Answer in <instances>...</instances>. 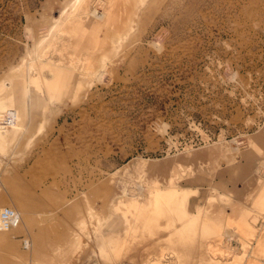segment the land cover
I'll use <instances>...</instances> for the list:
<instances>
[{
	"label": "rangeland",
	"instance_id": "rangeland-1",
	"mask_svg": "<svg viewBox=\"0 0 264 264\" xmlns=\"http://www.w3.org/2000/svg\"><path fill=\"white\" fill-rule=\"evenodd\" d=\"M0 128V264H264V0H0Z\"/></svg>",
	"mask_w": 264,
	"mask_h": 264
},
{
	"label": "crops",
	"instance_id": "crops-1",
	"mask_svg": "<svg viewBox=\"0 0 264 264\" xmlns=\"http://www.w3.org/2000/svg\"><path fill=\"white\" fill-rule=\"evenodd\" d=\"M212 151V150H211ZM263 190H264V184H263ZM181 191H188V190H181ZM190 192V191H189ZM210 200H213V203L215 201L214 198L210 197L208 199V202ZM173 206L176 208V212H177V216L178 217H182V216H186L188 215V212H187V204H170L167 208H166V214L168 215V217H174V213H173ZM233 207V211L236 212V211H239L237 210V207L236 206H232ZM240 212V211H239ZM220 214L222 215L223 212H222V209L220 210ZM176 216V217H177ZM195 232L193 231H189L188 229H185V228H181V229H177L175 231H171V235H170V232H168V240H171V239H174L177 243H184L185 242V239L183 237H187V236H190V235H193ZM121 239V238H120ZM227 241L229 240H232L233 242H230L233 246H235L238 251V255L237 256H240L242 255L241 253V248L240 247H237L238 245L235 244V238L234 237H229V238H226ZM172 240V241H174ZM237 242V241H236ZM25 243V242H24ZM251 252H252V249H249L247 251V254H246V257L249 258L251 256Z\"/></svg>",
	"mask_w": 264,
	"mask_h": 264
},
{
	"label": "built area",
	"instance_id": "built-area-1",
	"mask_svg": "<svg viewBox=\"0 0 264 264\" xmlns=\"http://www.w3.org/2000/svg\"><path fill=\"white\" fill-rule=\"evenodd\" d=\"M16 211L10 208H3L0 210V232L8 231L16 218ZM229 242H233L229 240Z\"/></svg>",
	"mask_w": 264,
	"mask_h": 264
},
{
	"label": "bare ground",
	"instance_id": "bare-ground-1",
	"mask_svg": "<svg viewBox=\"0 0 264 264\" xmlns=\"http://www.w3.org/2000/svg\"><path fill=\"white\" fill-rule=\"evenodd\" d=\"M77 1H79V0H77ZM109 2V1H108ZM96 15V14H95ZM64 16H65V18H67V13H65L64 14ZM97 17V16H96ZM99 18H102V17H99ZM67 56V55H66ZM70 56H67V58H69ZM56 67V66H55ZM20 69V68H19ZM20 70H22V69H20ZM54 71V70H53ZM54 73V72H53ZM25 75V74H24ZM31 75V74H30ZM30 75H29V77H30ZM26 76H27V73H26ZM56 77V76H55ZM24 79V78H23ZM30 79V78H29ZM33 80V79H32ZM54 82V81H53ZM47 86V85H46ZM26 89V88H25ZM9 116H11V115H9ZM1 127H3V126H1ZM1 129V128H0Z\"/></svg>",
	"mask_w": 264,
	"mask_h": 264
}]
</instances>
